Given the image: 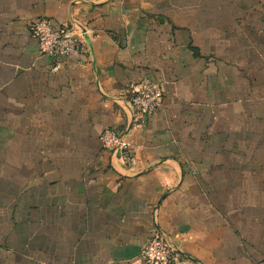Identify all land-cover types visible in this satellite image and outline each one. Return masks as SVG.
<instances>
[{"label": "crops", "instance_id": "obj_1", "mask_svg": "<svg viewBox=\"0 0 264 264\" xmlns=\"http://www.w3.org/2000/svg\"><path fill=\"white\" fill-rule=\"evenodd\" d=\"M82 33L57 72L31 37ZM163 107L127 137L129 87ZM264 262V0H0V264Z\"/></svg>", "mask_w": 264, "mask_h": 264}, {"label": "built area", "instance_id": "obj_2", "mask_svg": "<svg viewBox=\"0 0 264 264\" xmlns=\"http://www.w3.org/2000/svg\"><path fill=\"white\" fill-rule=\"evenodd\" d=\"M30 34L40 53L53 61V72L60 69L62 60L85 51L82 33L68 27L54 30L45 20H37L30 26ZM129 93L133 116L128 132L104 130L99 137L101 147L118 155L126 167L133 161L127 137L131 132L144 128L147 120L163 107L164 102L162 84L154 80L143 79L131 85ZM140 257L145 264H185L186 261L184 254L168 244L159 233H154L148 240Z\"/></svg>", "mask_w": 264, "mask_h": 264}]
</instances>
